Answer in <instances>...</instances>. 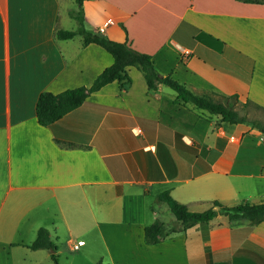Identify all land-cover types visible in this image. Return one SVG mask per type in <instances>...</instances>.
Here are the masks:
<instances>
[{
  "label": "crops",
  "instance_id": "0c3cea01",
  "mask_svg": "<svg viewBox=\"0 0 264 264\" xmlns=\"http://www.w3.org/2000/svg\"><path fill=\"white\" fill-rule=\"evenodd\" d=\"M81 8L87 30L151 54L160 74L264 109V3L83 0ZM77 10L74 0H0V264H264V219L218 214L144 240V227L170 211L156 198L163 191L192 211L212 200L263 202L264 132L173 102L172 88H148L135 66L126 87L113 80L38 122L42 91L89 86L113 61L81 34L55 35L77 27ZM41 227L61 262L29 247Z\"/></svg>",
  "mask_w": 264,
  "mask_h": 264
},
{
  "label": "trees",
  "instance_id": "16d2710c",
  "mask_svg": "<svg viewBox=\"0 0 264 264\" xmlns=\"http://www.w3.org/2000/svg\"><path fill=\"white\" fill-rule=\"evenodd\" d=\"M78 4V10L73 11V16L77 21V27L73 30L57 29L55 35L58 38H71L76 34L83 36V44L94 42L108 51L113 61L106 66L93 80L89 86H76L64 89L58 93L42 91L36 102L37 120L41 125H47L71 109L81 105L86 101L87 96L105 84L116 80L121 88L130 84L131 77L127 72V67L135 66L143 74L148 88L155 89L160 84H165L175 91L173 102L186 105L191 103L195 108L206 110L209 114L220 115L223 121L228 123L249 122L244 115H240L235 108L237 103L236 95H219L215 98V92L203 91L201 93L193 92L185 83L179 82L170 74H160L155 68L154 60L151 54L138 51L125 41H116L110 39L99 31L87 30L84 23L81 4L83 0H74ZM245 2L264 3V0H240ZM250 123V122H249ZM259 129L264 132V127ZM157 200L165 202L174 215L180 227H168L160 219L144 227V240L147 243H156L169 234L185 230L199 222H207L218 214L226 215L228 219H247L251 224H256L264 219V201L260 203L242 202L236 205H226L218 200H212L211 205L202 211H192L184 203L174 199L168 191H163L156 196ZM29 247L49 248L53 250L52 259L56 262L54 253L55 245L50 239L46 228L41 227L37 230L36 237ZM94 264H109L98 260Z\"/></svg>",
  "mask_w": 264,
  "mask_h": 264
},
{
  "label": "rangeland",
  "instance_id": "374dc122",
  "mask_svg": "<svg viewBox=\"0 0 264 264\" xmlns=\"http://www.w3.org/2000/svg\"><path fill=\"white\" fill-rule=\"evenodd\" d=\"M235 108L240 115H244L246 119L250 122V123L246 122L247 124L251 125L252 127H256L258 131H261L259 127L260 126L264 127V109L257 107L254 104L249 103V102L236 103ZM263 136H264V133H263ZM161 219L165 221L166 223H168V227H180V223L176 221L175 217L170 211L168 214L161 213ZM57 259L59 262H61L63 258L62 256H60V257H57Z\"/></svg>",
  "mask_w": 264,
  "mask_h": 264
},
{
  "label": "built area",
  "instance_id": "2783aa9c",
  "mask_svg": "<svg viewBox=\"0 0 264 264\" xmlns=\"http://www.w3.org/2000/svg\"><path fill=\"white\" fill-rule=\"evenodd\" d=\"M81 243H82V241H79V242H78V244H81ZM76 246H77V245H75L74 247H76Z\"/></svg>",
  "mask_w": 264,
  "mask_h": 264
}]
</instances>
